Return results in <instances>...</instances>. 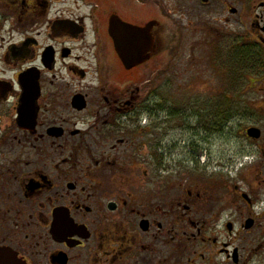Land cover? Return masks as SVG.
I'll return each instance as SVG.
<instances>
[{
  "label": "flooded vegetation",
  "instance_id": "1",
  "mask_svg": "<svg viewBox=\"0 0 264 264\" xmlns=\"http://www.w3.org/2000/svg\"><path fill=\"white\" fill-rule=\"evenodd\" d=\"M217 67L226 86L264 82V0H0V264H187L217 183L179 198L168 145L188 137L198 161L235 126L190 104Z\"/></svg>",
  "mask_w": 264,
  "mask_h": 264
},
{
  "label": "rangeland",
  "instance_id": "2",
  "mask_svg": "<svg viewBox=\"0 0 264 264\" xmlns=\"http://www.w3.org/2000/svg\"><path fill=\"white\" fill-rule=\"evenodd\" d=\"M221 74L225 73H222L218 67L216 71L211 69L205 85L206 94L199 97L191 96L190 104L192 100L194 103L198 101L202 104L201 99L208 96L207 120L210 123L220 120L225 111H228L234 114L235 126L231 125V128L226 129L223 141H211L209 145L202 144L209 153L207 157L198 161L190 160L187 155L190 153L189 148L185 146V144L190 145L188 137L178 133L183 138L174 139L168 145V151L171 153L177 151V163L182 167L177 175H174V172L170 174L174 187H177L175 194L179 198L184 200L185 196L182 193L188 189L196 190L192 184V177L196 179L199 177L201 185H205V181L209 185L217 183L213 186L215 188L211 189L214 195L211 201L204 198L205 195L207 196V190L200 187L202 196L198 201L203 208H196V211H193V214H196L193 220L208 221L203 237L210 241L203 243L193 239L187 247L185 244H180L183 250L181 255L189 256L187 264H235L233 259L228 260L226 255L221 253L224 244H229L231 252L233 248L239 250L240 264H264V156L261 159L263 152L253 144L254 142L250 143L244 133L250 126L264 130V91L262 90L264 82L256 84L252 89L245 87L243 82H239L238 86L235 82L226 86L222 83ZM214 89L217 91L214 92ZM222 90L223 93L227 90L229 96H223ZM203 110L205 111L204 108ZM193 119L197 120L195 114ZM232 132H237L239 138H231ZM181 140L184 141L182 144H180ZM261 145L264 146V138ZM246 157L247 164H245ZM233 158L235 165L230 167L229 162ZM183 168L188 170L183 171ZM183 184L187 189L182 187ZM167 201L162 198L163 209H167ZM212 213L216 214V220H219L217 223L207 220ZM248 218L257 219L254 228L248 232L243 230V234L236 238L231 236L224 226L233 223L236 228L243 229ZM213 240L217 241L215 247ZM209 257L211 258L207 259Z\"/></svg>",
  "mask_w": 264,
  "mask_h": 264
},
{
  "label": "water",
  "instance_id": "3",
  "mask_svg": "<svg viewBox=\"0 0 264 264\" xmlns=\"http://www.w3.org/2000/svg\"><path fill=\"white\" fill-rule=\"evenodd\" d=\"M248 134L253 139H259L261 137V133L257 129H251ZM253 226H254V221L253 220H248L247 223H246V229L250 230V229L253 228ZM229 230L231 231L230 225H229ZM237 257H238V253L235 251V253H234V262L235 263L238 262L237 261Z\"/></svg>",
  "mask_w": 264,
  "mask_h": 264
},
{
  "label": "trees",
  "instance_id": "4",
  "mask_svg": "<svg viewBox=\"0 0 264 264\" xmlns=\"http://www.w3.org/2000/svg\"><path fill=\"white\" fill-rule=\"evenodd\" d=\"M241 65H242L243 72L247 70H252L253 69L252 67H254V65H251L249 62H241ZM225 112L228 113V111H225ZM226 113H224V115H226Z\"/></svg>",
  "mask_w": 264,
  "mask_h": 264
}]
</instances>
